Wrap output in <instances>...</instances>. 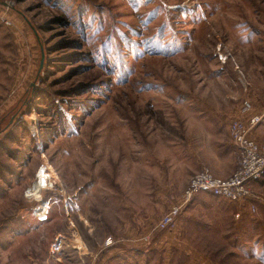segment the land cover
<instances>
[{
  "label": "rangeland",
  "instance_id": "374dc122",
  "mask_svg": "<svg viewBox=\"0 0 264 264\" xmlns=\"http://www.w3.org/2000/svg\"><path fill=\"white\" fill-rule=\"evenodd\" d=\"M245 99L264 0H0V264H264V204L203 192L156 230L195 155L238 164Z\"/></svg>",
  "mask_w": 264,
  "mask_h": 264
},
{
  "label": "built area",
  "instance_id": "2783aa9c",
  "mask_svg": "<svg viewBox=\"0 0 264 264\" xmlns=\"http://www.w3.org/2000/svg\"><path fill=\"white\" fill-rule=\"evenodd\" d=\"M253 111V103L245 99L240 116L229 122V137L238 157L234 173L228 178H220L209 168H202L192 176L179 202L159 219L156 230L165 232L174 228L200 192L236 205L239 208L235 215L237 220L242 218L243 212L250 216L257 214L258 205L264 204V196L254 190L252 183L264 180V142L256 135L257 128L264 121V113L253 114Z\"/></svg>",
  "mask_w": 264,
  "mask_h": 264
},
{
  "label": "crops",
  "instance_id": "0c3cea01",
  "mask_svg": "<svg viewBox=\"0 0 264 264\" xmlns=\"http://www.w3.org/2000/svg\"><path fill=\"white\" fill-rule=\"evenodd\" d=\"M253 114H256L255 112H253ZM247 118H249L247 116ZM228 126L229 124L227 125L226 127V131H227V134L229 135L228 133ZM260 130H261V125L257 128V137L260 138L261 141L264 142V139L261 138L259 136V133H260ZM222 133V128L218 127L216 132L215 133H212L210 136L212 138H215L217 139L218 138V134H221ZM225 133V131H224ZM226 134V135H227ZM231 140V139H230ZM235 148V147H234ZM228 153V152H227ZM228 156H229V153H228ZM227 159L226 157V154L222 151H220V148H219V151H218V154L216 156H214L213 158H205L204 156H202L201 154L199 155H195L194 158H193V162H194V165H193V170H194V173L196 174L197 172H199L203 167V164H207L210 168H211V171L217 176V177H220V178H228L230 177L234 171L236 170L237 168V164H236V161L234 160V158L232 160L228 159L229 160V163L227 164V166H225L224 168H221L220 165L222 164V162ZM202 167V168H201ZM194 175V174H193ZM192 175V176H193ZM188 185H189V182H188ZM187 185V187H188ZM254 188V187H253ZM186 190V189H185ZM254 190L258 193V194H261L262 193H259L257 191V189L254 188ZM201 193L203 192H200L199 194H197L196 197H198ZM219 199V198H218ZM179 202V201H178ZM259 206V205H258Z\"/></svg>",
  "mask_w": 264,
  "mask_h": 264
},
{
  "label": "bare ground",
  "instance_id": "6f19581e",
  "mask_svg": "<svg viewBox=\"0 0 264 264\" xmlns=\"http://www.w3.org/2000/svg\"><path fill=\"white\" fill-rule=\"evenodd\" d=\"M50 179L51 177L49 176V174H47L46 171L42 170L41 174L39 175V183L36 185V192L46 187ZM35 195L37 199L40 200V196H38L37 194Z\"/></svg>",
  "mask_w": 264,
  "mask_h": 264
},
{
  "label": "water",
  "instance_id": "95a60500",
  "mask_svg": "<svg viewBox=\"0 0 264 264\" xmlns=\"http://www.w3.org/2000/svg\"><path fill=\"white\" fill-rule=\"evenodd\" d=\"M42 63H43V53H42V50H41V60H40V67L42 66Z\"/></svg>",
  "mask_w": 264,
  "mask_h": 264
}]
</instances>
